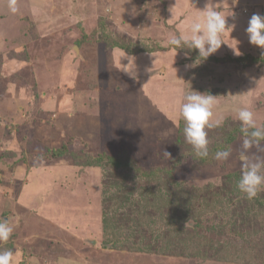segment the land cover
I'll return each instance as SVG.
<instances>
[{
  "label": "rangeland",
  "instance_id": "obj_1",
  "mask_svg": "<svg viewBox=\"0 0 264 264\" xmlns=\"http://www.w3.org/2000/svg\"><path fill=\"white\" fill-rule=\"evenodd\" d=\"M8 2L0 220L13 233L0 250L14 264H264V188L251 200L237 188L243 134L225 141L227 161L185 156L178 112L192 89L218 97L214 125L241 107L264 125V67L249 65L261 48L245 32L264 0H216L235 28L194 68L167 40L205 0H17L15 14ZM117 38L147 51L128 55ZM207 130L210 147L221 132ZM249 154L264 157V142Z\"/></svg>",
  "mask_w": 264,
  "mask_h": 264
},
{
  "label": "clouds",
  "instance_id": "obj_2",
  "mask_svg": "<svg viewBox=\"0 0 264 264\" xmlns=\"http://www.w3.org/2000/svg\"><path fill=\"white\" fill-rule=\"evenodd\" d=\"M238 0H234V3ZM220 3L216 0H205L204 7L197 9L194 17L187 18L176 33L168 35L167 43L176 49L187 48L198 50V58L187 67H196L198 61L206 60L215 54L222 46L225 32H232L235 25L227 23L226 16L217 10ZM10 11L15 14L19 11L17 0H9ZM170 8L174 19V9ZM249 43L264 49V15L253 14L245 29ZM237 54V52H236ZM128 63L123 66V72L132 79L137 78L135 57L127 56ZM216 96L210 93H201L188 90L182 96L179 103V115L184 121L183 135L185 142L191 146L196 157L207 158L209 156V139L207 129L216 124L212 122L213 109L217 102ZM236 118L240 121V131L243 134V142L238 159L241 164V175L237 183L238 190L251 200L264 188V157L250 155L249 150L254 147L261 149V141H264V125L258 123L256 114L247 107H241L236 111ZM166 157L170 156L164 151ZM232 155L231 147L218 150L214 153V159L218 162L227 161ZM13 233L11 222L7 219L0 220V242H7ZM15 252L11 249L0 250V264H14Z\"/></svg>",
  "mask_w": 264,
  "mask_h": 264
},
{
  "label": "trees",
  "instance_id": "obj_3",
  "mask_svg": "<svg viewBox=\"0 0 264 264\" xmlns=\"http://www.w3.org/2000/svg\"><path fill=\"white\" fill-rule=\"evenodd\" d=\"M116 40V44H115V48L119 49L123 52H125L126 54H130V55H134L137 53H142V52H146L147 50L141 47H138L137 49V44H136V50L132 51L131 47L125 43V41L123 42L122 40H120L119 38L115 39ZM171 46V45H170ZM173 50L175 51H183V53L185 54V67L187 68L188 65L193 64L196 59L198 58V50H189L187 48H182L180 50H177L176 48H174L173 46H171ZM159 50V49H158ZM261 53L260 57H251L252 62L249 64L250 66H252V64L258 63L260 62L261 65L264 67V49H261ZM245 58L243 59H234V62L237 63H242L244 62ZM247 65V66H249ZM239 122V123H238ZM237 123H233V122H226L224 124V126L221 128V126L218 124L217 126H214V128H216L217 131H219V133L221 132V137L219 139V142H212V144L209 147V156L205 159H207L208 161L212 160L214 158V153L218 150L224 149L225 148V141H229V140H235L237 138V136L240 134V121H238ZM184 126V123H183ZM208 131V130H207ZM228 136V139H227ZM209 141L211 142L210 138ZM264 141H261V143H263ZM229 145L232 144V141L228 143ZM185 145H188L187 143ZM189 147V146H188ZM193 150H191L190 148H188V150H185V156L189 153H192ZM212 157V158H211ZM113 221L117 224L120 225L122 222V215L119 214L117 217H113ZM121 228V227H120Z\"/></svg>",
  "mask_w": 264,
  "mask_h": 264
},
{
  "label": "water",
  "instance_id": "obj_4",
  "mask_svg": "<svg viewBox=\"0 0 264 264\" xmlns=\"http://www.w3.org/2000/svg\"><path fill=\"white\" fill-rule=\"evenodd\" d=\"M75 51L78 52V48H76ZM92 244H94V242H92Z\"/></svg>",
  "mask_w": 264,
  "mask_h": 264
}]
</instances>
